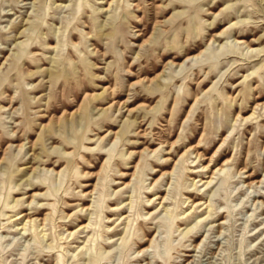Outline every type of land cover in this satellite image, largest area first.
Wrapping results in <instances>:
<instances>
[{
  "label": "rangeland",
  "instance_id": "rangeland-1",
  "mask_svg": "<svg viewBox=\"0 0 264 264\" xmlns=\"http://www.w3.org/2000/svg\"><path fill=\"white\" fill-rule=\"evenodd\" d=\"M0 264H264V0H0Z\"/></svg>",
  "mask_w": 264,
  "mask_h": 264
},
{
  "label": "bare ground",
  "instance_id": "bare-ground-1",
  "mask_svg": "<svg viewBox=\"0 0 264 264\" xmlns=\"http://www.w3.org/2000/svg\"><path fill=\"white\" fill-rule=\"evenodd\" d=\"M214 42H215V40H214ZM242 43H245V42L242 41ZM202 53H203V52L201 51V52L198 53L196 56L199 57ZM194 57H195V56H188V57L186 58V61H188V60H190V59H193ZM157 79H158V76L155 77V78L149 79L148 81H149L150 83H152V82L156 81ZM17 147L21 148L22 145H18Z\"/></svg>",
  "mask_w": 264,
  "mask_h": 264
}]
</instances>
